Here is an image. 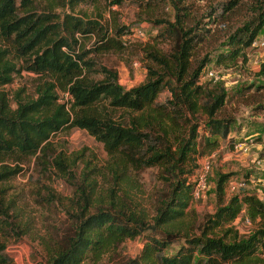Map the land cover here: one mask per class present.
<instances>
[{"label": "trees", "instance_id": "obj_1", "mask_svg": "<svg viewBox=\"0 0 264 264\" xmlns=\"http://www.w3.org/2000/svg\"><path fill=\"white\" fill-rule=\"evenodd\" d=\"M61 1L63 5L65 0H0V40L8 41L24 57L26 70L45 76L36 87L35 98L16 99L14 109L9 107L6 94L0 92V183L20 170L18 165L6 164L7 159L22 160L36 154L40 157L49 149L51 135L71 127L86 130L103 144L113 159L109 169L116 182L127 181L129 171L149 166L174 169L190 162V169L179 171L180 177L168 198L161 200L152 224L142 212L123 203L114 189L104 196L108 205L87 211L94 189L84 175L83 183L77 186L80 205L73 215L72 231L45 243L49 264H98L126 239L149 228L160 236L148 238L140 254L124 264H264V192L242 190L224 201L229 173L218 174L214 187L216 210L199 227L200 233L184 235L185 244L173 255L163 251L175 231L180 233L179 220L193 197L192 178L199 167L192 164L193 157L202 155L207 145L217 144L218 137L226 138L231 125L229 119L216 116L227 98L224 88L200 83L208 59L193 58L196 44L207 31L204 25H189L178 15L180 8L174 3V21L166 23L158 35L171 38L170 50L150 52L156 67H149L144 82L125 89L116 69L104 65L94 69L88 55L127 47L123 37L133 28L120 26L110 33L101 15L89 18L86 14L55 13ZM68 2L72 6L73 0ZM239 3L228 0L221 12H230ZM248 8L247 17L226 41L225 56L230 59L241 54L245 59V49L264 28V0H250ZM90 37L95 40L87 47L84 39ZM2 54L0 50V86L12 81L14 70L8 60H1ZM91 73L102 77L93 79ZM169 77L175 86L169 87L170 96L160 102L157 98L169 86ZM105 102L112 110L129 111L128 119H114ZM199 111L208 119L191 125L188 115ZM185 119L188 123L183 124ZM55 163L64 167L61 160L55 159ZM3 192L0 190V230L8 239L21 230L9 219ZM239 217L254 224L250 233L239 234L234 229L232 223ZM0 264H10L2 242Z\"/></svg>", "mask_w": 264, "mask_h": 264}, {"label": "rangeland", "instance_id": "obj_2", "mask_svg": "<svg viewBox=\"0 0 264 264\" xmlns=\"http://www.w3.org/2000/svg\"><path fill=\"white\" fill-rule=\"evenodd\" d=\"M115 1L80 0L75 3L73 0L70 6L65 0L63 5L62 1L59 2L55 10L60 14H86L89 18L101 15V21L110 33L120 26L145 30L146 38L143 41H132L122 49L91 52L88 57L92 58L94 69L98 65L116 69L120 85L125 89L144 82L149 67H156L149 53L153 54L154 50L166 53L171 48V38L158 35L166 23L174 21L177 15L174 3H177L180 8L178 15L189 25L197 22L207 30L204 39L196 44L193 51V58L196 57L198 61L208 59L200 83L208 84L207 87L221 86L227 93L226 101L216 116L231 121L229 134L226 138L218 137L217 144L207 145L202 155L193 157L195 160L192 164L196 167L203 159L212 156V168L205 189L199 197L189 199L184 209L178 225L180 233L176 230L172 242L163 250L164 254L173 255L185 244L183 236L187 233L198 235L199 227L216 210L214 187L218 174H230L224 201L242 190L264 192V28L253 44L245 49V59L242 54L230 59L225 56L228 51L226 41L247 17L250 0H238V6L227 13L221 12V7L228 0ZM94 40L86 38L84 43L90 47ZM0 50H3L1 60H8L14 67L11 71L12 81L0 86V92L6 94L9 107L14 109L16 99L24 101L35 98L36 87L45 76L26 70L24 57L8 41L0 40ZM90 77L100 79L102 75L91 73ZM169 79V86L157 98L160 102L170 96L169 87L175 86L173 80ZM59 95L65 99L62 93ZM106 106L114 119H128L129 111L112 110ZM188 117L191 125L203 124L208 119L201 111ZM182 123L188 122L185 119ZM186 131H182V134ZM50 142L46 154H40V157L36 154L22 160L9 158L5 162L11 167L18 165L20 168L18 173L0 183L9 219L21 230L19 235L13 234L8 239L0 230V242L5 245L10 264H49L50 254L45 243L72 231L75 223L73 215L80 205L77 186L83 183L84 175H87V182H91L94 189L87 211L94 212L98 207L108 205L104 196L114 189L117 196L123 198V203L130 205L137 213L142 212L152 224V217L161 200L168 198L172 185L180 177L179 171L190 169V162L174 169L165 165L149 166L138 172L129 171L127 181L116 182L109 169L113 159L103 144L86 130L77 127L61 130L51 135ZM199 151L202 152L201 149ZM55 159L61 160L64 167L59 168ZM120 187L123 190L119 191ZM87 193H90L88 188ZM232 225L239 234H247L254 229V224L242 217ZM151 236L159 237L160 234L153 228L146 229L105 254L98 264H124L140 254ZM87 264L95 263L87 261Z\"/></svg>", "mask_w": 264, "mask_h": 264}, {"label": "built area", "instance_id": "obj_3", "mask_svg": "<svg viewBox=\"0 0 264 264\" xmlns=\"http://www.w3.org/2000/svg\"><path fill=\"white\" fill-rule=\"evenodd\" d=\"M146 38L145 30L141 27H135L132 29V33L127 35L126 37H123V39L126 41L125 44H130L132 41H143ZM212 156L205 158L202 160V162L199 164V167L195 173V175L192 178V181L194 182V191L193 196L195 198L199 197V194L205 189L207 183L208 175L212 168ZM264 184V181H262Z\"/></svg>", "mask_w": 264, "mask_h": 264}]
</instances>
